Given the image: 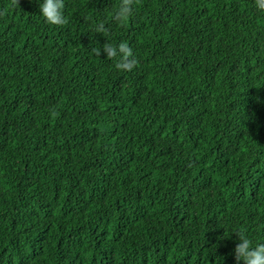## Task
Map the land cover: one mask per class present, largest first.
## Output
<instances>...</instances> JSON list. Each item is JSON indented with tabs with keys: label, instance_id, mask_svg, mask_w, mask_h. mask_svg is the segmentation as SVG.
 Masks as SVG:
<instances>
[{
	"label": "trees",
	"instance_id": "obj_1",
	"mask_svg": "<svg viewBox=\"0 0 264 264\" xmlns=\"http://www.w3.org/2000/svg\"><path fill=\"white\" fill-rule=\"evenodd\" d=\"M119 3L51 25L0 0V264H237L236 231L264 242V11Z\"/></svg>",
	"mask_w": 264,
	"mask_h": 264
},
{
	"label": "clouds",
	"instance_id": "obj_2",
	"mask_svg": "<svg viewBox=\"0 0 264 264\" xmlns=\"http://www.w3.org/2000/svg\"><path fill=\"white\" fill-rule=\"evenodd\" d=\"M40 8V15L51 25H64L67 23L65 15V0H37ZM255 7L264 11V0H255ZM132 0H120L119 5L114 9V17L121 21H127L134 14ZM96 31L103 33L106 27L103 23H98ZM106 53V58H119L116 61V68L119 70L133 69L136 61L133 49L127 42L113 43L107 39V42L100 47L94 48L96 55L101 52ZM130 57H132L130 59ZM239 235V242L235 246V257L237 264L241 260L245 264H264V242H254L245 232L236 231ZM223 264V257L217 262Z\"/></svg>",
	"mask_w": 264,
	"mask_h": 264
}]
</instances>
